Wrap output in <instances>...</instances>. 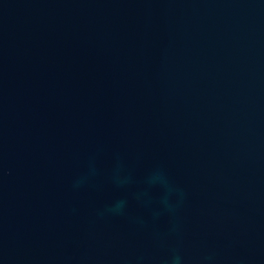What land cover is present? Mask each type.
I'll return each mask as SVG.
<instances>
[{"label": "water", "instance_id": "water-1", "mask_svg": "<svg viewBox=\"0 0 264 264\" xmlns=\"http://www.w3.org/2000/svg\"><path fill=\"white\" fill-rule=\"evenodd\" d=\"M0 264H264V0H0Z\"/></svg>", "mask_w": 264, "mask_h": 264}]
</instances>
